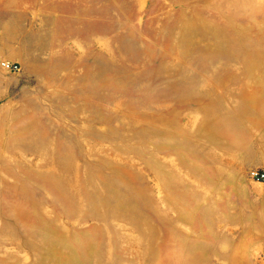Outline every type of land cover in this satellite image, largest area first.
<instances>
[{
    "label": "rangeland",
    "instance_id": "374dc122",
    "mask_svg": "<svg viewBox=\"0 0 264 264\" xmlns=\"http://www.w3.org/2000/svg\"><path fill=\"white\" fill-rule=\"evenodd\" d=\"M0 264H264V0H0Z\"/></svg>",
    "mask_w": 264,
    "mask_h": 264
},
{
    "label": "built area",
    "instance_id": "2783aa9c",
    "mask_svg": "<svg viewBox=\"0 0 264 264\" xmlns=\"http://www.w3.org/2000/svg\"><path fill=\"white\" fill-rule=\"evenodd\" d=\"M0 68L4 72L10 73H19L22 69L20 64L9 60H2L0 62ZM249 175L253 180L264 182V171L252 169L250 170Z\"/></svg>",
    "mask_w": 264,
    "mask_h": 264
},
{
    "label": "crops",
    "instance_id": "0c3cea01",
    "mask_svg": "<svg viewBox=\"0 0 264 264\" xmlns=\"http://www.w3.org/2000/svg\"><path fill=\"white\" fill-rule=\"evenodd\" d=\"M6 60H7V59H6ZM9 61H11V60H9ZM0 72H1V73H5L3 70H1V68H0Z\"/></svg>",
    "mask_w": 264,
    "mask_h": 264
}]
</instances>
